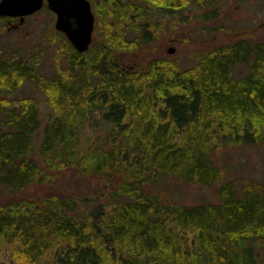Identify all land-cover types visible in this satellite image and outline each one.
I'll use <instances>...</instances> for the list:
<instances>
[{
    "label": "trees",
    "instance_id": "trees-1",
    "mask_svg": "<svg viewBox=\"0 0 264 264\" xmlns=\"http://www.w3.org/2000/svg\"><path fill=\"white\" fill-rule=\"evenodd\" d=\"M88 1L96 38L71 49L65 70L44 77L34 61L0 54V190L75 171L99 180V208L57 194L0 206V253L13 257L0 264H264V188L225 180L212 157L263 143L264 42L233 41L190 69L150 60L129 70L122 52L216 17L225 0ZM25 83L47 104L41 130L37 101L16 96ZM162 175L215 187L218 202L167 204L147 191Z\"/></svg>",
    "mask_w": 264,
    "mask_h": 264
},
{
    "label": "rangeland",
    "instance_id": "rangeland-1",
    "mask_svg": "<svg viewBox=\"0 0 264 264\" xmlns=\"http://www.w3.org/2000/svg\"><path fill=\"white\" fill-rule=\"evenodd\" d=\"M54 23L55 15L47 8L24 18L22 23L18 18L0 17V54L12 53L34 61L37 71L44 77L58 70H65L67 57L73 47L63 34L55 30ZM172 34L145 48L122 52L121 64L125 65V69L142 70L150 60H156L185 70L193 67L200 56L233 41L249 39L264 42V0L222 1L216 17L209 20L193 17L192 23L180 25ZM94 38L96 36L93 33L92 41ZM169 50L173 52L169 53ZM247 72L248 69L241 65L234 69L236 77H242ZM16 96H30L37 101L41 130L48 111L41 94L33 85L25 83ZM99 118V115L96 116L94 128H88L91 138L97 134L93 132L91 135L90 131L95 129L98 133L103 126ZM258 142L263 143L226 144L213 152L212 157L222 170L225 180L236 183L237 187L252 182L264 188V140ZM100 191L101 184L94 175L80 176L75 171H66L56 174L51 183L30 186L12 194L0 190V206L18 200H37L57 194L62 197L87 199L90 209L96 211L100 205ZM147 191L159 194L167 204L190 207L218 202L215 187H204L165 175L161 176L158 185L149 186ZM9 250L4 254L0 253V262L9 263L12 260ZM256 251L264 259V249L258 244Z\"/></svg>",
    "mask_w": 264,
    "mask_h": 264
},
{
    "label": "water",
    "instance_id": "water-1",
    "mask_svg": "<svg viewBox=\"0 0 264 264\" xmlns=\"http://www.w3.org/2000/svg\"><path fill=\"white\" fill-rule=\"evenodd\" d=\"M44 6L55 15L54 28L65 36L78 53L91 46L95 18L88 0H0V17L24 18ZM173 50H169L172 53Z\"/></svg>",
    "mask_w": 264,
    "mask_h": 264
}]
</instances>
